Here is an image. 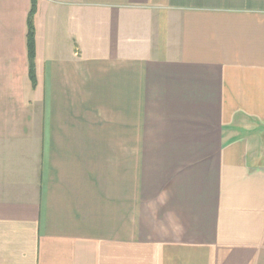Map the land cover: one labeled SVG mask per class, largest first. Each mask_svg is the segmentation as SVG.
<instances>
[{
  "label": "crops",
  "instance_id": "0c3cea01",
  "mask_svg": "<svg viewBox=\"0 0 264 264\" xmlns=\"http://www.w3.org/2000/svg\"><path fill=\"white\" fill-rule=\"evenodd\" d=\"M0 0V264H264V0Z\"/></svg>",
  "mask_w": 264,
  "mask_h": 264
},
{
  "label": "trees",
  "instance_id": "16d2710c",
  "mask_svg": "<svg viewBox=\"0 0 264 264\" xmlns=\"http://www.w3.org/2000/svg\"><path fill=\"white\" fill-rule=\"evenodd\" d=\"M37 1L31 0V7L27 16V34L26 42L29 56V76L34 87L37 83L36 70H35V58H36V26L35 15L37 13Z\"/></svg>",
  "mask_w": 264,
  "mask_h": 264
}]
</instances>
